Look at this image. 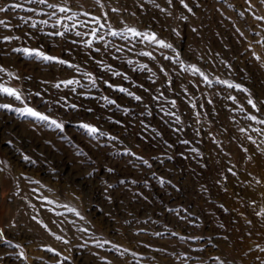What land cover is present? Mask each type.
Wrapping results in <instances>:
<instances>
[{
  "label": "rangeland",
  "instance_id": "obj_1",
  "mask_svg": "<svg viewBox=\"0 0 264 264\" xmlns=\"http://www.w3.org/2000/svg\"><path fill=\"white\" fill-rule=\"evenodd\" d=\"M48 3L70 11L0 0V85L21 96L0 93L12 106L0 108V264H264V124L246 118L264 120V3ZM127 28L173 47L110 35ZM67 80L79 83L55 87Z\"/></svg>",
  "mask_w": 264,
  "mask_h": 264
},
{
  "label": "snow or ice",
  "instance_id": "obj_2",
  "mask_svg": "<svg viewBox=\"0 0 264 264\" xmlns=\"http://www.w3.org/2000/svg\"><path fill=\"white\" fill-rule=\"evenodd\" d=\"M29 3H37V4H46L48 8H51V9H54L60 13H66V12H69L70 9L67 8V7H58L57 5L55 4H50L48 3V0H28ZM95 2L97 4L100 3V0H95ZM262 3H264V0H261ZM168 3H171V0H168ZM181 3L183 4V6L185 8H188V5L184 3V0H181ZM157 7H159V5H156ZM10 7H21V5L19 4H16V5H10ZM102 7V5H101ZM8 9L7 8H0V12H6ZM28 11H33V9H28ZM56 11H53L52 13H49L48 15H55L56 14ZM113 11H117L116 9H113ZM163 11V9H162ZM188 11L191 12V9L188 8ZM76 14L73 13V16H75ZM242 15V13H241ZM68 19H72L71 16L67 17ZM95 23L99 24V19L98 18H93ZM257 19H264V17H257ZM48 21H43V23H47ZM61 21L60 20H57V23L59 24ZM0 25H4V26H7L5 25V22L0 20ZM100 28H103L104 25L103 24H99ZM32 27H35V23L32 24ZM65 31H67V28H65ZM193 31H195V29H193ZM97 32V29L93 28L92 29V35L95 36ZM131 34V36L133 37H143V39L145 41H148L149 43H155L157 44L159 47L161 48H167V49H171L173 46L169 43H166L164 40H160L157 38L156 34L155 33H141V32H138L136 29L134 28H127L125 30V33L124 34H121L119 32H116V31H112L110 32V35L112 36H117V35H121L122 38H127V34ZM55 35L57 36H61L63 37L65 35L64 32H56L54 33ZM49 35H53V33H49ZM76 35H81V33H76ZM103 37H101L102 39ZM12 38L10 37H4V40L5 41H8ZM16 39H18V37H16ZM88 46H91V41H88ZM119 51V49H117ZM14 51L16 52H23V54H25L26 56H34L42 61H45V62H55V63H59V64H66L67 62L62 60V59H59L58 57H55V56H51V55H48L46 54L45 52L39 50V49H29V48H23V49H14ZM140 55H144V56H148L149 58H152L154 59V57L152 56V53L151 52H141ZM258 58V57H257ZM165 59H170L169 57H165ZM176 62H180L179 61V55L177 54V57H176ZM69 67H76L74 65H71L69 64L68 65ZM181 66L183 67V64L181 62ZM142 68H147V65H142L141 66ZM163 71V69H161ZM184 70L188 71H192L193 73H197V72H200V70L198 68H196L194 65L193 66H190L189 68H185ZM0 71H3L2 68H0ZM88 75L89 77H91V74L88 73L86 74ZM116 75H119V73H116ZM200 75H204L203 73H200ZM205 80H207V77L205 76L204 77ZM92 84L95 85V80L92 79ZM75 83H79V81H75V80H67V81H62L61 83H58L55 85L56 88H60L61 87V84H63L64 86H69V85H72V84H75ZM223 83L227 84V86L229 88H236L238 91H243L245 93L248 92V90L246 88H242L241 85L239 84H231V83H228L227 81H224ZM120 91L124 92L126 91V89L124 88H120L119 89ZM73 91H75V89H73ZM0 93L2 94H6L7 96H10V97H13L15 100H21V96L20 94L13 88H9V87H4L3 85H0ZM129 95H132L131 93H129ZM136 100H140L141 97L139 96H135L134 97ZM234 102H235V97H230ZM107 99V98H105ZM110 103H114V101H110ZM173 105L175 104V102L173 101L172 102ZM209 103H211V101H209ZM247 103L249 105H251V107L253 109H255L256 111H259V108L257 107V104L253 101V99L249 98ZM261 103H264V101H261ZM72 107L75 109L76 108V105H72ZM0 108H3V109H8V110H12V106L10 104H0ZM243 110V109H241ZM17 112H19L20 115H24V116H30V117H33L35 118L36 120L38 121H43V122H46L47 124H49L50 126H54L56 129H59L61 131H63L64 129V124L63 123H60V122H57L56 120L54 119H50L49 116L31 108V107H25L23 109H16ZM89 111H91V109H89ZM247 119L249 120H252V121H255L257 123H260V124H264V120H258L256 116L254 115H248L246 117ZM79 127L81 129H84L86 134L89 135V136H92V137H95L96 134H99L101 136L105 135V133H102L99 131L98 128L92 126V125H89V124H86V123H81L79 125ZM254 131H259L257 129H253ZM241 131H244V129H241ZM111 139H116V137H111ZM249 139H251V137H249ZM185 143H187V141H185ZM253 143H255V141H253ZM193 151H195V149H193ZM80 155H83V153H79ZM30 158L25 156L24 157V160L25 161H28ZM0 163H2V161H0ZM144 163H147V161H144ZM109 172L113 171V169L109 168L108 169ZM36 183H38V181H36ZM123 183V181H122ZM49 203H51V201H49ZM64 207H67V205H65ZM68 211H71V212H74L77 216H79V213L78 212H75V209H72V208H68ZM258 215H260V213H257ZM35 219V217L33 218ZM81 219H83V217H81ZM250 223V222H249ZM46 227V226H45ZM81 231H87V229H81ZM157 235H159V233H157ZM172 235H178L177 233H172ZM3 233L0 232V241H3ZM56 239L58 240H62L63 238L60 237V236H57ZM181 239H184L183 237H181ZM64 243H67V241H63ZM97 247H103V243H109L108 241H104L103 243H101L100 241H97ZM17 247H19L17 245ZM114 247H117L114 245ZM49 251H52L51 249H49ZM125 251H127L125 249ZM261 251H264V249H261ZM21 256H23V253L20 254ZM218 259V258H217Z\"/></svg>",
  "mask_w": 264,
  "mask_h": 264
}]
</instances>
